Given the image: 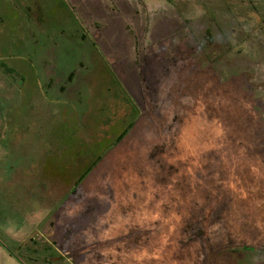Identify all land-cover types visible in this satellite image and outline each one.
Returning a JSON list of instances; mask_svg holds the SVG:
<instances>
[{"label":"rangeland","instance_id":"1","mask_svg":"<svg viewBox=\"0 0 264 264\" xmlns=\"http://www.w3.org/2000/svg\"><path fill=\"white\" fill-rule=\"evenodd\" d=\"M20 1L0 264H264V0Z\"/></svg>","mask_w":264,"mask_h":264},{"label":"crops","instance_id":"2","mask_svg":"<svg viewBox=\"0 0 264 264\" xmlns=\"http://www.w3.org/2000/svg\"><path fill=\"white\" fill-rule=\"evenodd\" d=\"M20 2L22 3V1L20 0L18 2L16 0H0V36H2L5 32L8 33L9 30L5 28V26L8 25V22L25 24L26 26H28V29L25 33L28 34V36L34 35V25H36L38 19H35V17L33 18L31 14H27L26 16L22 17L20 14ZM46 2L50 4V0ZM4 3L6 6H2V4ZM23 7H25L26 10H29V7L27 5H23Z\"/></svg>","mask_w":264,"mask_h":264},{"label":"trees","instance_id":"3","mask_svg":"<svg viewBox=\"0 0 264 264\" xmlns=\"http://www.w3.org/2000/svg\"><path fill=\"white\" fill-rule=\"evenodd\" d=\"M82 37L86 39V34H83ZM113 80H114V82H115V84L117 86V89L115 87H112V86H111V88H113L114 90H117V92L119 93V95L123 96L128 101L129 105L131 106V110L134 112L133 113V117L129 120L130 122L125 127V129L123 130L122 134L120 136H117L116 137L115 141H116V144H118V143H120L125 138V136L127 135V133L134 127V120H135L134 118H135V116L137 114V108L134 105V103L132 102L131 98L126 93V91L124 90V88L122 87V85L119 82V80L116 77V75H114ZM81 143L82 142H80L78 145H81ZM113 145H115V144H113ZM102 155H103V153L98 156V159L97 160L91 161L92 163H90L91 165L87 166V169L85 170V172L83 173V175L81 177L82 179H84L86 177V175L91 171L92 167L97 164L98 160L101 159ZM87 159H88V152L87 151H86V153L83 152L82 154H78L77 156L75 154V161L78 162V163H81L82 160H87ZM68 160H70V159H68ZM79 161H81V162H79ZM245 249L246 250H249V251H258L257 248H245Z\"/></svg>","mask_w":264,"mask_h":264}]
</instances>
